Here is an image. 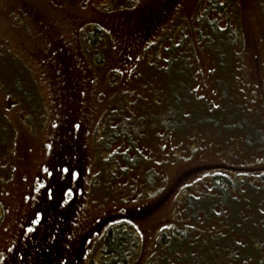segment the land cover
Masks as SVG:
<instances>
[{"label": "rangeland", "instance_id": "obj_1", "mask_svg": "<svg viewBox=\"0 0 264 264\" xmlns=\"http://www.w3.org/2000/svg\"><path fill=\"white\" fill-rule=\"evenodd\" d=\"M112 1L0 0V264H108L119 225L122 264H207L192 252L219 244L264 264L245 186L264 170V0H233L232 68L199 42L201 0Z\"/></svg>", "mask_w": 264, "mask_h": 264}, {"label": "trees", "instance_id": "obj_2", "mask_svg": "<svg viewBox=\"0 0 264 264\" xmlns=\"http://www.w3.org/2000/svg\"><path fill=\"white\" fill-rule=\"evenodd\" d=\"M115 0L112 1V5H114ZM132 3V1H126L127 6H129ZM263 5V4H261ZM264 10V6L262 8ZM236 7L233 4V0H201L199 3V6L197 7L196 15L193 19L194 22H196V30L198 32V38L199 42L200 40L205 39L206 34L209 35L210 38H207L204 42V47L207 48L210 52L214 53L217 58L224 64V62L227 61V66L229 68L233 67V56L235 49L239 47L241 44V36L239 29L236 25L235 21V12ZM217 16L220 18H223L226 21V26L222 27L220 25V19L217 18ZM87 41H89L94 47H96L100 43L108 44V31L99 28L98 26H95V28H91L89 32H87ZM187 41V38L183 34L182 40L180 42V46L182 47L184 43ZM230 48V50H229ZM103 58V52H99L95 55L96 62L98 64L102 63ZM175 64V62H174ZM183 64V63H182ZM189 63L184 61V64L182 66L183 69L188 68L190 65ZM180 65H178L179 68ZM222 66V65H221ZM224 66V65H223ZM222 66V67H223ZM170 70H165L164 74L169 75L171 73V64L168 66ZM182 73V70L180 71ZM264 139V137H263ZM261 138V141L263 140ZM4 142V141H3ZM2 142V143H3ZM4 145V143H3ZM260 174L255 175V177L250 181L251 183L249 186L245 185L247 190L249 192H256L255 189L260 193V198L262 199L264 197V170H262ZM217 182L220 181V179H223L222 176H216L215 177ZM215 181V180H214ZM213 181V184H214ZM214 186V185H213ZM226 204V200L223 201ZM228 203V202H227ZM189 208V204H188ZM203 210L205 212L206 207H203ZM208 212V211H207ZM246 224L245 222H241V220H238V227H235L237 231L241 230L240 224ZM250 230L254 231L260 229L258 222L249 223ZM246 226V225H244ZM240 232V231H239ZM256 232V231H254ZM242 234V233H240ZM168 235V234H167ZM164 236L163 246H169L170 247V256L173 254L175 255V251L177 248H181L182 243L176 242L172 244V240L169 239L168 236ZM180 237L182 238L181 234L179 233ZM262 237L264 238V233L262 234ZM165 238L167 243L165 242ZM259 237H255V239H252V243H250L249 249H255L258 247V241ZM105 247L103 249L104 258L107 260L108 264H122V262H128L130 257H132L135 250L131 247L135 245L133 242L131 236L128 234L127 229L123 225H119L117 227H112L109 229L106 237H105ZM177 244V245H176ZM226 244H219L218 246H211L206 248H199L198 252H192L196 257L203 258L202 260H207L205 263L208 264V262L211 260L210 258L215 256H219L217 260L214 262V264H225L229 263L233 260H238L243 254H239L236 250H233L231 247L226 248ZM172 248V249H171ZM179 254L178 257H192V254L188 251V249H185V252H183L182 249H178ZM248 253L250 251H247ZM246 252V253H247ZM247 253V254H248ZM248 256V255H247ZM246 257V256H244ZM248 258V257H246ZM201 264H204L201 262Z\"/></svg>", "mask_w": 264, "mask_h": 264}, {"label": "snow or ice", "instance_id": "obj_3", "mask_svg": "<svg viewBox=\"0 0 264 264\" xmlns=\"http://www.w3.org/2000/svg\"><path fill=\"white\" fill-rule=\"evenodd\" d=\"M45 171H47V169H46ZM63 171H64L65 173H69V170H68L67 168L63 169ZM49 175H51V173H49ZM69 176H71V173H69Z\"/></svg>", "mask_w": 264, "mask_h": 264}, {"label": "flooded vegetation", "instance_id": "obj_4", "mask_svg": "<svg viewBox=\"0 0 264 264\" xmlns=\"http://www.w3.org/2000/svg\"><path fill=\"white\" fill-rule=\"evenodd\" d=\"M152 163H153V162H152ZM153 164L155 165V163H153ZM153 171L157 172V170H156V168H155V167L153 168Z\"/></svg>", "mask_w": 264, "mask_h": 264}]
</instances>
